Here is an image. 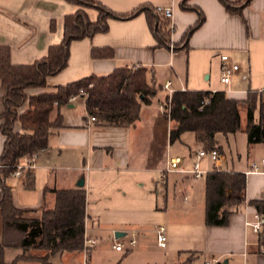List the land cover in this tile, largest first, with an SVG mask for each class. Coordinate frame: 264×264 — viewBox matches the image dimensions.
<instances>
[{
	"label": "crops",
	"instance_id": "0c3cea01",
	"mask_svg": "<svg viewBox=\"0 0 264 264\" xmlns=\"http://www.w3.org/2000/svg\"><path fill=\"white\" fill-rule=\"evenodd\" d=\"M95 1L121 14L143 5L171 8V45H159L145 13L129 19H110L107 32L73 41L67 67L50 76L45 88L28 89V94L56 92L57 87L92 74L107 75L134 66L146 67L149 81L159 91L150 105L142 107L136 125L129 128L97 126L89 120L85 97L58 108L51 119L54 121L61 114L63 128L54 131L32 172L34 190L25 188L26 175L18 179L11 176L6 181L13 190L15 206L39 209L46 204L52 208L56 201L54 191L78 188L84 178L85 239L99 242L93 233L107 234L114 239V249L117 242H124L131 232H137L136 247L126 245L123 251L116 250L125 254L122 264H196L202 260L205 264L213 259L219 264H264L259 237L246 225L257 214L251 202L264 200V174H247L254 162L264 159V143L249 146L244 132L217 135L223 157L221 170L245 174L247 183L244 193L227 189L231 191L228 201L225 196L228 224L208 226L206 176L216 168L206 157L200 162L206 172L202 178L195 179L189 173H166L171 158H181V167L192 169L197 153L204 149L192 133L171 144L163 113L152 109L156 97L161 106L170 89L221 90L236 100L246 99L250 89H264V0L244 3L236 7V12H230L222 0ZM81 9L73 0H0V46L10 49L13 64L40 60L48 55L52 45L63 41L66 17ZM84 10L91 20H97L96 9ZM201 17L202 24L185 41L187 31ZM93 49H107L111 55L95 57ZM222 55L239 65L229 84L221 82ZM169 81L167 89L165 84ZM6 92L7 87L0 81V115ZM28 109L26 103L22 112ZM241 116L245 126L246 114ZM4 144L0 126V158ZM93 188L108 189L103 193L104 204L94 201L91 205L88 192ZM232 197L234 203L230 204ZM159 226L167 229L165 249L157 244ZM117 233L125 235L117 239ZM2 235L0 212V239ZM10 253L12 259L8 261ZM22 254L20 248H8L5 260L12 263ZM51 262L82 264V255L64 253L53 256ZM18 264L43 263L22 260Z\"/></svg>",
	"mask_w": 264,
	"mask_h": 264
},
{
	"label": "trees",
	"instance_id": "16d2710c",
	"mask_svg": "<svg viewBox=\"0 0 264 264\" xmlns=\"http://www.w3.org/2000/svg\"><path fill=\"white\" fill-rule=\"evenodd\" d=\"M73 1L80 6L96 9L99 13L97 20H91L84 9L68 15L63 41L52 45L44 58L31 64H13L10 49L0 46V81L7 87L3 100L4 111L0 115V126L5 136L0 158V212L3 219L0 264H18L22 260L53 264V256L81 253L84 248L87 219L85 188L54 191L56 201L52 208L44 204L39 209H19L14 203L13 190L6 182L25 159L45 151L54 131L63 128L62 115L58 114L53 121L52 114L61 106L68 105L70 97L84 89L88 93L85 97L88 116L95 118L97 126L129 128L136 125L140 120L142 107L150 105L159 91L157 85L149 81L148 69L134 66L120 68L107 75L92 74L61 85L56 92L28 94V89L45 88L50 76L67 67L73 41L107 32L110 19H129L145 13L159 45L170 46L172 43L170 19L158 7L143 5L130 13L121 14L99 1ZM222 1L230 12H236V7L248 4L251 0ZM203 20L204 17H201L187 31L185 41ZM93 55L110 56L111 52L107 49H93ZM26 103H29V109L22 112ZM243 112L246 114L245 126L242 123ZM170 120L174 123L170 130L171 144L180 140L183 135L192 133L206 152L215 149L220 152L217 135L229 136L239 132L247 135L249 146L261 144L264 143V89L248 90L244 100L231 99L221 90L175 91L172 95ZM17 125H20V131L17 130ZM26 178L25 188L34 190L35 177L32 172H28ZM246 183V175L242 173L215 169L207 174L208 226L228 224L226 191L230 188L234 193H244ZM229 203H234V197ZM251 205L256 208L257 213L264 216V200H254ZM261 245L264 246V236ZM8 248H20L23 254L12 263H7L5 252Z\"/></svg>",
	"mask_w": 264,
	"mask_h": 264
},
{
	"label": "built area",
	"instance_id": "2783aa9c",
	"mask_svg": "<svg viewBox=\"0 0 264 264\" xmlns=\"http://www.w3.org/2000/svg\"><path fill=\"white\" fill-rule=\"evenodd\" d=\"M165 17H172L171 8L158 7ZM171 31L173 30V26L171 25ZM173 48V46H172ZM222 67H221V82L224 84H229L232 81L233 75L239 70V65L234 63L228 55H222ZM171 82H167L165 84V88H170ZM91 86V85H90ZM174 91L173 89L169 90L168 99L160 106L163 114L168 116V120H170L171 115V101L172 95ZM88 93L86 90L81 89L80 92L76 95L70 97L69 102L73 103L79 99V97H87ZM90 121L94 122L95 118L90 117ZM42 152L34 154L33 156L25 159L22 163H20L16 169V172L13 174L15 178H21L26 175L28 172H33L37 168V164ZM210 158L213 162L216 169H221L223 157L218 150H212L210 152H206L205 150H200L197 153L196 162L193 165L192 169L182 168V159L181 158H171L167 163V168L165 170L166 173L171 172H180V173H189L195 179L202 178L206 175V172L201 169L200 162L203 158ZM247 174H264V159L261 162H254L250 169L247 171ZM246 225L252 229V231L258 235L259 242H261L264 234V216L259 213L255 214L252 222H247ZM168 236L167 229L165 226H159L157 229V244L160 248L165 249L167 247ZM98 245V241L96 239L86 238L84 243V248L81 252L82 255V264H88L90 262L91 253L96 249ZM138 245L137 240V232H131V238L128 241L129 248H134ZM126 248V244L124 242H117L115 244L114 249L117 251H123ZM261 252L264 253V246L261 245ZM205 264H219V260L213 259L210 262H206Z\"/></svg>",
	"mask_w": 264,
	"mask_h": 264
},
{
	"label": "rangeland",
	"instance_id": "374dc122",
	"mask_svg": "<svg viewBox=\"0 0 264 264\" xmlns=\"http://www.w3.org/2000/svg\"><path fill=\"white\" fill-rule=\"evenodd\" d=\"M81 7L83 9L89 8V7L82 6V5ZM218 78H219V75H218ZM161 96L162 94H160V97ZM164 100H165V96H164L163 101ZM152 109L153 110L159 109V111L162 112L160 109V104L158 103V97H156V99L154 100ZM163 117L166 119L165 114H163ZM166 126H167V130L170 132V130L174 126V123L166 119ZM233 156L235 157L236 155H233ZM107 190H108L107 188H105V190L103 188L91 189L88 192L89 202L91 203V205L94 203V201L95 202L100 201V204H104L103 193ZM93 235L94 237H98L99 242H98V246L96 250H93V252L91 253L90 262L88 264H122L121 262H122V259L125 257V254L123 252H117L116 250L113 249L114 239L110 238L109 235L107 234H94L93 233ZM130 238H131V234H129V237L124 240V244H126L127 246H128V241ZM11 259H12V256L10 253L8 257V261H10ZM196 264H203V260Z\"/></svg>",
	"mask_w": 264,
	"mask_h": 264
},
{
	"label": "water",
	"instance_id": "95a60500",
	"mask_svg": "<svg viewBox=\"0 0 264 264\" xmlns=\"http://www.w3.org/2000/svg\"><path fill=\"white\" fill-rule=\"evenodd\" d=\"M85 186V179L84 178H82L80 181H79V183L77 184V187L78 188H83ZM230 196H231V191H227V193H226V200L228 201L229 200V198H230ZM125 234H123V233H117L116 234V238L118 239V238H120V237H122V236H124ZM227 263V262H226Z\"/></svg>",
	"mask_w": 264,
	"mask_h": 264
}]
</instances>
